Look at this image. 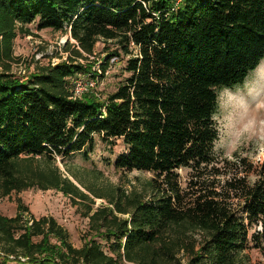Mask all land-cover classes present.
I'll return each instance as SVG.
<instances>
[{"label": "trees", "instance_id": "16d2710c", "mask_svg": "<svg viewBox=\"0 0 264 264\" xmlns=\"http://www.w3.org/2000/svg\"><path fill=\"white\" fill-rule=\"evenodd\" d=\"M36 21L70 34L74 56L22 79L14 43ZM100 39L130 75L105 98L74 97L77 73L99 75L75 57ZM263 58L264 0H0V199L30 188L88 198L56 160L92 151L96 135L126 144L116 167L153 173L145 190L89 207L81 247L53 216L30 223L21 204L0 213V264H256L247 249L256 227L264 252V162L218 154L216 114L219 91Z\"/></svg>", "mask_w": 264, "mask_h": 264}, {"label": "rangeland", "instance_id": "374dc122", "mask_svg": "<svg viewBox=\"0 0 264 264\" xmlns=\"http://www.w3.org/2000/svg\"><path fill=\"white\" fill-rule=\"evenodd\" d=\"M38 24V21L27 24L26 27L32 33L20 32L15 39L14 53L19 62L13 63L12 71L22 79H26L38 68L74 56L72 48H67L70 34L53 28L38 29ZM70 40L75 43L73 39ZM116 48L114 41L100 39L93 54L84 53L83 58L75 57L83 64L97 61L92 70L99 74L95 78L98 80L96 91L103 98L114 92L130 75L125 71L127 57L123 53L117 55ZM106 61L108 66L104 71L101 66ZM88 74L89 76L86 73H77L72 82L76 78H93L91 73ZM216 120L220 132L215 145L218 154L232 158L237 153L246 156L255 164L264 162V58L241 84L219 91ZM95 138V146L87 154L77 152L67 158L58 156L56 160L64 177L79 186L88 194V198L65 195L57 189L30 188L0 199V213L14 217L22 212L24 220L29 219L30 223L33 218L53 216L69 231L73 245L81 247L90 231V206L97 208L102 204H109L108 197L123 192L143 191L148 180L153 177L151 172L116 167L115 161L119 155L127 151L122 139L106 142L97 135ZM180 172L183 176L187 174V170ZM20 204L27 207L28 211H20ZM256 230L261 229H250V247L247 251L251 255L252 263L264 264V252L254 247L251 238ZM98 240L107 249L106 243L99 238Z\"/></svg>", "mask_w": 264, "mask_h": 264}, {"label": "built area", "instance_id": "2783aa9c", "mask_svg": "<svg viewBox=\"0 0 264 264\" xmlns=\"http://www.w3.org/2000/svg\"><path fill=\"white\" fill-rule=\"evenodd\" d=\"M97 84H98V80L95 78H91V77L76 78L73 81V86H72L74 97L77 96L79 97L87 90L96 88Z\"/></svg>", "mask_w": 264, "mask_h": 264}]
</instances>
